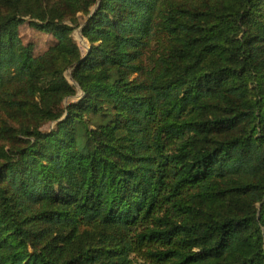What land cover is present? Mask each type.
<instances>
[{
    "label": "trees",
    "instance_id": "1",
    "mask_svg": "<svg viewBox=\"0 0 264 264\" xmlns=\"http://www.w3.org/2000/svg\"><path fill=\"white\" fill-rule=\"evenodd\" d=\"M0 264H264V0H0Z\"/></svg>",
    "mask_w": 264,
    "mask_h": 264
},
{
    "label": "rangeland",
    "instance_id": "2",
    "mask_svg": "<svg viewBox=\"0 0 264 264\" xmlns=\"http://www.w3.org/2000/svg\"><path fill=\"white\" fill-rule=\"evenodd\" d=\"M23 32L26 33V38L31 37V38L36 40V42L38 43L39 49L44 48V42H45V39L47 38L46 35L41 34L39 32H36V31L32 30L31 28H23ZM73 35L77 41V44H78L81 52H83L89 48L87 45V42L85 41L86 39L80 33L79 27L73 31ZM160 48L161 47H160L159 42L154 41L152 43L150 49L146 53V55H147L146 62L148 65L153 64V62L155 61L156 57L159 54ZM76 97H79V96H76ZM44 129H45V127H44Z\"/></svg>",
    "mask_w": 264,
    "mask_h": 264
},
{
    "label": "water",
    "instance_id": "3",
    "mask_svg": "<svg viewBox=\"0 0 264 264\" xmlns=\"http://www.w3.org/2000/svg\"><path fill=\"white\" fill-rule=\"evenodd\" d=\"M79 30H80V28H79ZM86 42H87V40H85ZM87 45H88V47H89V44H88V42H87Z\"/></svg>",
    "mask_w": 264,
    "mask_h": 264
}]
</instances>
